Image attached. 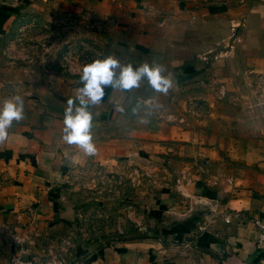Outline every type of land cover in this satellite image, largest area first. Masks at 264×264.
Listing matches in <instances>:
<instances>
[{
	"label": "crops",
	"instance_id": "1",
	"mask_svg": "<svg viewBox=\"0 0 264 264\" xmlns=\"http://www.w3.org/2000/svg\"><path fill=\"white\" fill-rule=\"evenodd\" d=\"M42 1L0 0V55L13 18ZM59 1L107 23L108 31L98 37L108 55L134 67L160 63L174 83L166 95L146 79L131 90L105 88L102 102L90 108L97 151L89 156L62 140L66 100L80 82L55 69L30 74L20 66L32 79L11 84L12 95L24 99L25 114L0 143V264L20 248L39 259L61 252L67 264H264L253 224L264 218V169L253 167L255 155L226 144L250 141L253 134L214 132L211 111L235 108L204 98L207 88L194 82L206 58L210 76L220 71L237 81L248 77L244 73L264 75V0ZM8 72L3 79L9 83ZM189 95L207 99V112L186 110ZM236 104L244 110L243 102ZM241 120L240 126L253 125L248 114ZM154 160L172 167L176 178L184 176L157 198L168 225L160 235H134L91 249L71 239L76 216L67 183L74 170L94 164L117 171Z\"/></svg>",
	"mask_w": 264,
	"mask_h": 264
},
{
	"label": "rangeland",
	"instance_id": "2",
	"mask_svg": "<svg viewBox=\"0 0 264 264\" xmlns=\"http://www.w3.org/2000/svg\"><path fill=\"white\" fill-rule=\"evenodd\" d=\"M33 9L36 10L19 12L4 34L5 45L0 55V102L6 98V93L7 98L12 95L11 84L22 81L30 84L32 78L22 75L20 66L28 68L26 70L30 74L55 69L58 75L79 81L86 63L108 55L103 40L98 37L108 31L107 23L99 20L93 12L65 8L59 0H43ZM208 59L202 62L200 72L196 73H201V76L194 82L207 88V92L202 94L204 98L207 96L213 103L232 104L235 108L232 113L223 106L211 111L215 116L212 119L215 122L214 132L241 138L252 133L250 141L226 144H234L231 147L235 152L247 151L251 156L255 155L252 160L258 166L253 167L264 169V75L244 73L248 77L237 81L228 80L220 71L216 76H210L206 70L210 64ZM3 69L5 73L9 69V83L4 80L8 76L3 75ZM17 71L20 72L18 78ZM238 86H242L244 93H235ZM24 96L31 98L30 94ZM191 97H185L186 110L207 112V99ZM240 102H243L244 110L236 104ZM225 114L228 116L225 117ZM245 114L253 125L240 126ZM171 168H163L160 161L154 160L138 166L124 165L117 171L94 164L74 170L67 183V193L73 199V215L76 216L71 227V239L91 249L134 235H160V231L168 225L165 219V222L161 221L163 211L159 210L156 201L168 184H176L177 175ZM26 253L37 262L49 259L65 262L61 252L45 253L43 259Z\"/></svg>",
	"mask_w": 264,
	"mask_h": 264
},
{
	"label": "clouds",
	"instance_id": "3",
	"mask_svg": "<svg viewBox=\"0 0 264 264\" xmlns=\"http://www.w3.org/2000/svg\"><path fill=\"white\" fill-rule=\"evenodd\" d=\"M165 73V67L155 61L134 67L131 62L121 64L114 55L86 63L80 74L82 86L66 100L62 140L78 146L86 155H95L97 148L91 132L94 117L90 108L102 102L105 88L131 90L146 79L155 92L166 95L174 81ZM24 114L25 103L20 95H12L0 103V143L8 139L13 122L23 120Z\"/></svg>",
	"mask_w": 264,
	"mask_h": 264
},
{
	"label": "built area",
	"instance_id": "4",
	"mask_svg": "<svg viewBox=\"0 0 264 264\" xmlns=\"http://www.w3.org/2000/svg\"><path fill=\"white\" fill-rule=\"evenodd\" d=\"M182 173L176 178V183H179L183 179ZM236 216H240L239 213H236ZM225 222L228 220L225 219ZM255 227V238H254V247L261 253H264V218H256L253 220ZM14 242L18 241L14 238ZM27 251L23 248H20V253H12L8 257V264H65L62 260L49 259L46 262H37L34 257L26 256Z\"/></svg>",
	"mask_w": 264,
	"mask_h": 264
}]
</instances>
